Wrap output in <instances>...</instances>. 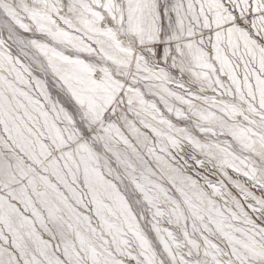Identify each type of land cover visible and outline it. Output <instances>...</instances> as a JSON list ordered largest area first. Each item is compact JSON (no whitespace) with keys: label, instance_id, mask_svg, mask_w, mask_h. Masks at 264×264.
I'll list each match as a JSON object with an SVG mask.
<instances>
[{"label":"snow or ice","instance_id":"6c2138e0","mask_svg":"<svg viewBox=\"0 0 264 264\" xmlns=\"http://www.w3.org/2000/svg\"><path fill=\"white\" fill-rule=\"evenodd\" d=\"M0 264H264V0H0Z\"/></svg>","mask_w":264,"mask_h":264}]
</instances>
